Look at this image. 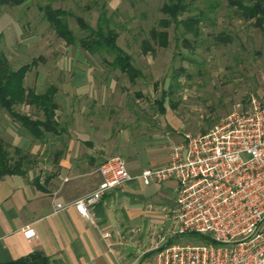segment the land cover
I'll list each match as a JSON object with an SVG mask.
<instances>
[{
  "label": "rangeland",
  "instance_id": "rangeland-1",
  "mask_svg": "<svg viewBox=\"0 0 264 264\" xmlns=\"http://www.w3.org/2000/svg\"><path fill=\"white\" fill-rule=\"evenodd\" d=\"M172 1L23 0L19 5H0V52L12 69L36 62L26 74L24 87L36 93L50 85L56 88V118L61 126L102 124L113 137L121 131L131 155L120 157L125 163L140 160L141 168H149L147 160L168 161L170 149L184 134L207 132L224 116L247 108L252 97L264 101V32L238 18L230 4L233 0H195L179 18L200 17L197 35L182 34L183 26L160 23L169 19L162 6ZM45 7L68 13L66 22L76 39L87 32L75 18L94 28L100 11L105 10L109 27L118 34V46L131 56L142 76L130 83L102 61H111L106 54L89 55L77 43L66 45L45 19ZM152 29L168 33L166 47L151 40ZM224 37L231 41H222ZM145 40L152 51H143ZM163 92L165 112L161 114L154 101ZM14 108L32 118L40 116L26 105ZM0 138L13 157L16 148L27 157L26 172L31 166L46 167L36 163L53 157L59 143H50L60 139L46 134L43 141L34 140L3 109ZM147 203L163 205L165 199L155 193ZM206 242L197 234L176 240L179 245Z\"/></svg>",
  "mask_w": 264,
  "mask_h": 264
},
{
  "label": "built area",
  "instance_id": "built-area-1",
  "mask_svg": "<svg viewBox=\"0 0 264 264\" xmlns=\"http://www.w3.org/2000/svg\"><path fill=\"white\" fill-rule=\"evenodd\" d=\"M100 182L81 198L53 212L73 207L92 221V207L110 190L139 179L157 187L173 180L175 196L158 207L160 222L149 232L151 264H264V101L251 98L247 108L224 116L203 134H184L170 149L167 163L131 176L118 155L97 168ZM139 226L116 227L100 233L107 250L115 237L120 245H135ZM205 237L206 244H176L184 235ZM27 239L35 238L31 230Z\"/></svg>",
  "mask_w": 264,
  "mask_h": 264
},
{
  "label": "crops",
  "instance_id": "crops-1",
  "mask_svg": "<svg viewBox=\"0 0 264 264\" xmlns=\"http://www.w3.org/2000/svg\"><path fill=\"white\" fill-rule=\"evenodd\" d=\"M108 131L111 133L102 124L66 123L60 134H49L60 139L50 143H59L53 157H44L36 163L46 167L31 166L24 175L0 178V264L34 253L46 257L48 264H151L152 253L142 255V252L152 245L149 232L161 216L160 205L151 206L147 199L158 193L165 204L171 203L176 186L173 180L165 181L160 188L144 186L141 180L133 179L110 190L92 207V221L81 217L73 207L53 212L56 202L75 201L97 187L101 180L97 168L105 159L131 155L125 150L127 139L121 131L115 137ZM147 161L149 168H141L140 160L126 163V168L135 177L145 169L167 163ZM128 226L142 228L137 243L120 245L112 237L109 252L100 233ZM26 230H31L35 238L27 239Z\"/></svg>",
  "mask_w": 264,
  "mask_h": 264
},
{
  "label": "trees",
  "instance_id": "trees-1",
  "mask_svg": "<svg viewBox=\"0 0 264 264\" xmlns=\"http://www.w3.org/2000/svg\"><path fill=\"white\" fill-rule=\"evenodd\" d=\"M195 0H173L168 4H164L161 11L169 17L168 20H162L163 26H169L171 22L176 27L183 26L186 31L197 35L198 25L201 21L200 17L192 16L180 19L184 13L188 11L191 2ZM23 0H0V5H19ZM230 4L236 7V15L240 20L245 22H253L254 25L264 32V0H233ZM68 13L61 9L44 8L45 19L56 35L64 41L66 45H77L89 55L106 54L111 57V61H102L113 70H118L122 75L126 76L130 83L142 76L141 71L133 65L130 55L126 54L117 44L118 34L109 27L110 20L106 11L99 13L96 26L90 27L82 18L76 17L75 21L78 26L86 31V35L76 39L69 29L66 22ZM1 37V34H0ZM150 38L161 47H166L168 43V33L166 31H150ZM219 40V39H218ZM222 41H231L229 37L222 38ZM144 52L152 51V46L148 41L142 42ZM36 64L35 61L21 65L17 69L9 66L6 55L0 52V109L7 112L9 117L19 124L21 129L34 140L43 141L46 134L58 135L61 126L56 118L58 109L55 101L56 88L48 86L44 92L36 93L34 90H27L24 87V79L26 74ZM138 96H140L138 94ZM166 94H161L159 100L154 103L159 113L165 112L164 102ZM26 105L35 109L36 118H32L28 114L19 113L15 110V106ZM15 157H13L5 143L0 138V178L7 175H24L26 173L25 166L29 162L27 157L21 154L19 148L15 149ZM5 264H48L46 257L39 253L31 254L27 257L20 258L16 261Z\"/></svg>",
  "mask_w": 264,
  "mask_h": 264
}]
</instances>
